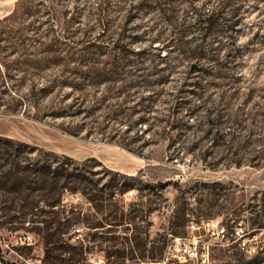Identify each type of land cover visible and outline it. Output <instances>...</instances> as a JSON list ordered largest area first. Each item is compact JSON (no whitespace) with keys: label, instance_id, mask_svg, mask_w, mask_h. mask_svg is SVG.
Returning a JSON list of instances; mask_svg holds the SVG:
<instances>
[{"label":"rangeland","instance_id":"rangeland-1","mask_svg":"<svg viewBox=\"0 0 264 264\" xmlns=\"http://www.w3.org/2000/svg\"><path fill=\"white\" fill-rule=\"evenodd\" d=\"M162 1H167L163 7L155 0H43L41 16L5 23L31 36L34 31L23 28L38 25L42 38L30 40L33 67L9 71L3 66L7 76L0 71V135L80 161L96 158L136 176L128 180L134 189L123 193L126 220L119 226L113 225L117 201L94 204L82 193L64 195L63 203L69 209L75 205L81 218L71 227L76 246L53 245L52 264H68L65 257L72 256L70 261L80 259L79 264H264V0H232L227 7V0ZM16 4L0 0V21ZM219 10L212 30L197 23L199 13ZM172 32H190L189 47L203 41V32H218L219 45L225 44L222 56L235 42L242 51L225 76H203V87L196 90L183 83L202 73H191L192 60L176 48L160 65L162 74L168 72L164 62L175 66L165 83L131 85V73L153 70L160 58L154 52L167 50L160 48L141 58L145 71L134 63L130 74L113 73L124 80H83L109 66L107 53L88 55L89 63H80L88 45L112 52L125 38L139 50ZM215 39L207 41L219 46ZM16 59L6 58L11 64ZM66 77L76 78L78 86L63 85ZM182 86L183 97H175ZM150 93H155L151 99ZM89 165L97 172V189L111 179L114 185L125 179L95 161ZM27 192L0 191V264H49L42 235L28 221L8 219L16 210L30 209L8 210L13 199L33 195ZM104 194L120 193L106 189ZM38 208L42 218L52 216L44 211L50 209L44 199ZM136 228L147 239L146 250L132 252L109 241ZM176 244L184 251L175 250Z\"/></svg>","mask_w":264,"mask_h":264},{"label":"trees","instance_id":"trees-1","mask_svg":"<svg viewBox=\"0 0 264 264\" xmlns=\"http://www.w3.org/2000/svg\"><path fill=\"white\" fill-rule=\"evenodd\" d=\"M43 0H17L15 9L0 21V71L2 76H7L8 73H3L4 69L11 71L14 66L26 65L34 66V59L31 58L35 53L31 51L30 40L33 39L36 42L41 41L40 26L30 25L24 30H32L35 36H31L28 33L31 32H14V28H9L5 23L11 20L17 19H28L30 17L41 16L44 13L42 7ZM159 7H163L167 1L155 0ZM232 0H227L225 2V7L230 5ZM171 1L168 2V4ZM150 5V4H148ZM163 10V8H162ZM167 10V9H165ZM222 10L218 12H213L209 15H204L199 13L197 23L201 26L206 23V31L212 30L215 27V22L219 19V15ZM167 13V12H165ZM238 13V10L235 11ZM168 20H172L171 14H166ZM22 31V29L20 30ZM190 32H172L168 37L162 38L156 36L151 40L148 47L135 50L132 46V42L121 38L120 41L115 42L113 45V51L109 52L101 48V50H93V45H88L84 54L80 56V63H89L88 55L97 54L103 55L107 53L109 55V66L99 68V76H94L93 73L84 75L82 78L86 82L91 84L103 83L109 80H124L125 77L117 78L113 73H131L130 66L136 63L139 70L145 71L143 66L144 61L142 60L148 54H152L155 49H167L165 54L162 51L156 54L158 61L154 64L153 70L147 73H131L130 76H134L135 80L131 82L133 86H144L151 87L155 83H165L170 78V74L174 71L175 66L169 64L168 61L164 62L167 66V74L161 73L160 65L163 63V59L166 58L173 49L179 50L180 53H185L192 63L190 65V72L202 73V77L192 82H184L185 86H193L192 89L203 87V76L206 75H222L225 76V72L228 69H232L233 58L242 51V46L240 44L234 43V46L222 56L223 45H219L221 40L219 39L220 33L218 32H203L202 42L194 47H189V40L186 36ZM212 35L218 41L219 46L213 45L212 42L207 41ZM236 39V38H235ZM234 39V40H235ZM207 43H206V42ZM96 45V44H94ZM97 47V45H96ZM23 49V50H22ZM8 55H18L16 62L10 63L6 60ZM137 58H136V57ZM136 58V59H135ZM142 58V59H141ZM95 68V67H93ZM93 68L90 67V70ZM89 70V71H90ZM96 70V69H95ZM98 70V69H97ZM158 74V78L152 79L151 76ZM61 83L65 86H71L74 89L78 86L76 78H64ZM184 87L175 94V97H183ZM155 93H150L147 98H152ZM142 99V98H141ZM179 101L181 99H178ZM144 119L145 116H144ZM176 123L173 122L172 126ZM0 191H10L22 194L24 191L28 190L26 194L28 195L25 203L23 198L13 199L8 210H16L18 206L29 205V210H16L14 214H9V221L12 223H25L29 222V227L38 233H40L46 244V255L45 261L52 264L53 255L51 254V248L53 245L60 247H74L75 237L71 233V227L73 224L80 221L81 214L76 206H72L70 209L67 208L64 203V195L66 193H82L89 201L92 203H97L98 200L102 201H117V214L113 222L114 226H119L126 220L125 212V195L128 190H132L135 184L129 182L128 180H133L136 178L135 175H129L120 171L113 170L106 167L102 161L96 158H87L86 160L80 161L76 158L67 155L60 154L52 150L38 147L32 145L28 142L15 139L9 136L0 135ZM95 161L96 165H101L106 171L114 173L117 176L125 178L119 183L114 185L112 179L109 180L106 185L109 188H99L97 189L98 180L94 179V175L97 173L94 170H88L87 167L90 166L91 162ZM127 179V180H126ZM106 189L111 193L120 194H104ZM101 192V194H98ZM39 196V198H38ZM31 197V198H30ZM44 199L46 204L49 205V210H44L47 213H52V216L41 217L39 208L34 210L39 206L40 200ZM8 202L9 200H4ZM62 205V206H61ZM7 206V204H6ZM15 207V208H14ZM56 207H59L57 209ZM18 212V213H17ZM40 222L44 225L41 226ZM100 225H103L102 223ZM98 226V225H96ZM139 229L136 228V232L132 234H127L124 236H112L109 241L114 243V245H124L125 248L130 247L132 252L134 249L142 248L147 249V239L143 238L138 232ZM71 233V234H70ZM147 235L149 232L146 231ZM95 235H92V239ZM65 250V249H64ZM126 249L123 250V253ZM55 258V256H54ZM68 264H79L80 259H76L71 262L70 260L75 259L72 257H65ZM69 260V261H68Z\"/></svg>","mask_w":264,"mask_h":264},{"label":"built area","instance_id":"built-area-1","mask_svg":"<svg viewBox=\"0 0 264 264\" xmlns=\"http://www.w3.org/2000/svg\"><path fill=\"white\" fill-rule=\"evenodd\" d=\"M31 237H32L31 235H28L26 238L30 239ZM174 249L177 250L178 252L184 251V247L181 244H176Z\"/></svg>","mask_w":264,"mask_h":264}]
</instances>
